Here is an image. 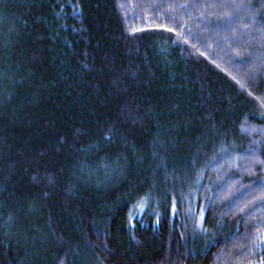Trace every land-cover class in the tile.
I'll return each instance as SVG.
<instances>
[{
  "label": "trees",
  "instance_id": "obj_1",
  "mask_svg": "<svg viewBox=\"0 0 264 264\" xmlns=\"http://www.w3.org/2000/svg\"><path fill=\"white\" fill-rule=\"evenodd\" d=\"M0 264H264V0H0Z\"/></svg>",
  "mask_w": 264,
  "mask_h": 264
}]
</instances>
